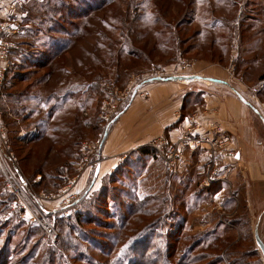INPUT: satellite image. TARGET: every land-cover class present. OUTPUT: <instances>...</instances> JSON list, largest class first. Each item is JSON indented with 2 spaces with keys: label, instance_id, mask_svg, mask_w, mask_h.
<instances>
[{
  "label": "rangeland",
  "instance_id": "374dc122",
  "mask_svg": "<svg viewBox=\"0 0 264 264\" xmlns=\"http://www.w3.org/2000/svg\"><path fill=\"white\" fill-rule=\"evenodd\" d=\"M178 1L187 0L172 1L170 12L166 8L161 14L156 10H150L137 24L139 30H142L141 33H144L147 38V34L154 32L158 27H153V23L156 25L167 23L170 25V30L165 33L174 39L169 44H163L164 49L158 52L157 56L149 57L147 65L138 70L140 64L135 69L137 71L128 73L129 75L120 85L116 83L115 70L108 72L109 80L103 84L105 99L95 101V105L88 109H76L74 101L62 110L60 106L56 109V117L51 124L57 128L66 129L68 132L69 129H80L84 123L87 125V128L84 126L83 129L82 137L86 138L81 139V142L83 141L80 147L81 157L79 155L77 164L99 162L98 152L101 148L102 129L104 133L118 113L125 107V110L128 109L136 88L139 91L145 83L163 81L173 76L190 78L198 61H207V59L211 61L207 63L209 66L202 69L204 73L209 71L208 67L215 71L217 65H220L221 68L217 67L220 70V76L211 78L222 79L248 92L258 104L264 107V80L262 79L264 68L261 67L263 64L260 58L264 55V0H238L231 4L234 7H230L228 3L225 4L228 13L224 18L217 16L221 20L214 27L220 28L214 33L205 32V35L210 36L213 41L218 37L232 41L227 45L229 56L215 55L216 58H213L212 49L205 46L206 42L201 40L202 37L198 33L200 26L214 18V8L212 14L211 10L205 7L196 12L195 5L199 0H195L191 8L180 7ZM217 3L215 1L213 5ZM10 5L17 7V38L8 41L4 38L6 34L0 33V42L6 40L14 46L20 45L19 49L14 47L11 49L13 52L18 49L20 56L18 54L19 59L13 58L9 55L11 50L8 51L5 84L0 93V105L4 107L0 109V129H3L5 137V140L0 139V153L1 149L7 152L3 160L0 157L2 163H0V264H106L105 261H111L112 264H180L183 252L179 249L184 237L191 242L201 239L208 241L205 235L210 231H214L215 235L223 238L229 237L231 240L219 255L223 263L217 264H228L229 253L237 254L236 251H244L246 244L243 240L248 230L252 234V223L247 197L248 186L241 169L243 162L241 143L236 146V149L230 147L226 151V154H232L233 157L232 160L227 161L230 166L226 169L222 162V154H218V175L226 173L229 177V180H226L230 184L216 181L213 185L202 189L201 183L212 162L210 159V163L207 164V155L192 159L190 165L184 164L174 172L168 169L165 172L160 163L150 164L144 156L134 155L133 159L129 156L128 167L124 166L122 170L104 176L97 186L87 188L85 193L79 195L74 193L75 190L73 192L80 173L76 174V170L73 171L74 168L70 165L72 155L65 153L60 160L49 158L45 170L42 167L44 174L61 176L62 182L48 180L49 176L44 174L46 179L34 174L36 162L33 155L28 159V166L23 165V158L30 155L31 150L35 148L33 141L41 130L34 127L35 118L18 124L15 123L13 116L8 115L4 118L2 112L7 111L9 106H19L14 105L13 98L20 95L19 101H37L44 94L55 91L69 93L73 90H85L87 85L82 77L70 75V68H65L68 73L44 68V65H49L46 55L50 50L56 49L58 43L62 44L68 40L66 33L72 31L69 23L73 16L66 14V19H60L62 34H48L40 28L35 19L34 24H25L26 26L22 24L21 16L23 14L27 17L28 12L21 11L22 6L18 0L11 1ZM5 17L1 15L0 23L4 22ZM142 17L138 16L137 20ZM168 17L170 18L167 19ZM186 19H191V23H197L198 26L189 25ZM114 27L121 30L119 26ZM126 27L133 29V22L128 23ZM106 31L112 33L114 37L112 43L124 42L121 38L122 31H117L110 26H107ZM240 33L245 38L246 44L243 42L238 44L237 37ZM45 34L48 36L46 37ZM54 40H60V42L56 43ZM256 50L257 53H255ZM110 52L109 49L104 50L109 62L112 63ZM52 75L53 78H51ZM192 83L203 89L209 87L216 91L217 88V85L213 83L197 80H192ZM255 87L259 90L253 94L252 89ZM199 95L204 101L203 94ZM30 105L31 103H28L26 107ZM190 112L191 109L188 108L185 111L186 114L181 115L185 117ZM71 121L74 123L72 128ZM76 121H78L77 125ZM247 124L246 117L239 135ZM98 125L100 131L97 133ZM58 135L61 137V145L66 141L67 148L70 149L69 153L73 154L72 142L68 141L65 134H54V136ZM163 139L171 141L170 138L162 136L151 144H156ZM236 141L238 142V137ZM239 152L242 154V161L236 158ZM11 153L17 161L11 158ZM63 162L66 163L64 167L54 168L51 171L53 166ZM5 168H8L10 173L12 187L8 186L9 180L4 172ZM19 176L24 178V184H20ZM4 183L7 185L5 186ZM70 183L73 184L71 189L68 188ZM14 187H18L16 189L18 195L13 193ZM209 189L211 191H207ZM35 194L38 195L36 200L33 199ZM74 195H77L76 199L79 200L78 206L72 209L68 207L67 210L61 209L60 200ZM13 203L16 205L15 211L11 210ZM36 203L56 213L48 217L44 215L42 207H38ZM124 203L131 205V208L124 207ZM22 206L26 208L21 210ZM32 213L48 219L49 225L56 231L54 241H48L46 232L38 224L30 222ZM77 213L84 214V224L81 226L76 221ZM22 214L25 219L22 218ZM133 214L134 218L131 217ZM129 216L131 222L125 227ZM68 223L70 227H74L75 232L66 226ZM64 229L72 231L67 239L62 234ZM110 237L115 239V244L109 240ZM176 239L177 242H175ZM252 241L254 243L253 235ZM65 242H69L72 246L63 251L61 246H65ZM113 249V256L103 260L102 252L111 253ZM196 255L197 253L191 254L193 257ZM211 263L215 264L216 261ZM253 264H257V260H254Z\"/></svg>",
  "mask_w": 264,
  "mask_h": 264
},
{
  "label": "trees",
  "instance_id": "16d2710c",
  "mask_svg": "<svg viewBox=\"0 0 264 264\" xmlns=\"http://www.w3.org/2000/svg\"><path fill=\"white\" fill-rule=\"evenodd\" d=\"M172 1L177 0H19L22 6L21 11L24 13L28 12L27 17H24L25 15L22 14V24L24 26H26L25 24H34L33 20L35 19L38 21L40 28L48 34H62L60 19H66V14L73 16L71 17L72 21L69 23L72 31L66 33L69 37L68 40L62 44L58 43L60 40H54V42L58 43L56 49L50 50L46 55L49 65H44L45 67H43L49 70L57 69L60 73L63 71L68 73L65 68H70V75L82 77L87 85V89L85 90H73V92L69 93L55 91L51 92V94H44L37 101H19L20 95L13 98L15 100L13 101L14 105L19 106H9L7 111L2 112L4 118H7L8 115L10 117L13 116L16 124L35 118L34 127H38L41 130L33 141L35 148L31 150L30 155L23 158V165L28 166V159L33 155L36 162V172L34 171V174L43 176V179L49 176L48 180L62 182L61 176L58 177L50 173L44 174L43 168L45 170V165H48L49 158L60 160L62 159L61 156L65 153L72 155L69 162L73 167L74 163L79 161V155L81 157L80 147L83 142H81V139L86 138L82 137V135L84 134V126L87 128V125L81 121L83 125L80 126V129H69L68 132L66 129L57 128L51 124V121L56 117V109L60 106L62 110L74 101L76 109L85 110L94 106L95 101H103L105 99L103 84L109 80L108 72L115 70L116 83L120 85L129 75L128 73H135L137 71L135 69L140 64L141 66H139L138 70L142 66L147 65L149 57L157 56V53L164 49L162 47L163 44H169L170 41H174L171 36L165 33L167 30H170V25L167 23L158 25L153 23V27H158L154 32L148 33L147 38L137 26L145 18L144 15L150 10H156L161 14L166 8L170 12ZM221 2H224V0ZM178 3L182 8H191L195 0L178 1ZM138 16L143 17L137 20ZM186 21L189 24L191 23V19H186ZM130 22H133V29L126 27ZM107 26L117 31H122L121 38L124 39L122 44L112 43L114 37L112 33L110 34V32L106 31ZM114 26L121 27V30L116 29ZM164 28L166 29L164 30ZM45 36L47 37L48 35L45 34ZM18 49L14 52L11 50L9 55L19 59L18 54L20 56V52L18 53ZM106 49L111 51L112 63L109 62L104 53ZM12 61L11 59V63H13ZM51 78H53V75ZM262 79L264 80V76H262ZM28 103H31V105L26 107ZM0 109H4V107L0 105ZM125 109L120 111L118 116L109 123L104 133L102 129L100 147L105 135L108 134L116 121L126 111ZM77 124L78 121H76ZM73 126L74 123L71 121L70 127L72 128ZM99 131L98 125L96 132L98 133ZM54 134H65L68 141L72 142L71 147L74 153H69L70 149L67 148L66 141L61 145L60 135L54 136ZM63 150H66V152H63ZM138 152L141 155L149 154L153 156V149L150 147L142 148ZM6 156L7 154H5ZM65 165V162L55 165L51 168V171L54 168H62ZM21 179L22 176H19V180ZM56 184L58 185V183ZM4 185L6 186L7 183H4ZM78 201L76 199L69 208H76ZM123 206L129 208L131 205L124 203ZM83 215L82 213H77L76 221L79 223V226L84 224ZM131 217L134 218V214ZM131 217L129 216L125 227L131 222ZM66 226L70 227L69 223ZM70 230L75 232L74 227H70ZM72 231L64 229L62 232L64 238L67 239ZM205 237L208 238V241L201 239L191 242L188 238L184 237L179 249L184 255L180 258V264H212L211 262L213 261H216L215 264L223 263L219 255L222 254L224 248L231 242L230 238L217 236L214 231L206 233ZM109 240L115 244V239H111L110 237ZM243 241L246 244L245 250L236 251L237 254H234V252L229 253L228 264H253L254 260H257V264H262L256 252V247H254L250 230L246 233ZM175 242H177V239ZM65 244V246H61V250L63 251L72 246L69 242H65ZM113 252L114 249L111 253L102 252V259L108 260L113 256ZM194 253H197V255L195 257L191 256ZM105 263L112 264L111 261H105Z\"/></svg>",
  "mask_w": 264,
  "mask_h": 264
},
{
  "label": "crops",
  "instance_id": "0c3cea01",
  "mask_svg": "<svg viewBox=\"0 0 264 264\" xmlns=\"http://www.w3.org/2000/svg\"><path fill=\"white\" fill-rule=\"evenodd\" d=\"M5 1L4 3L0 1V17L1 15H4V17L7 15L8 10L12 7L10 2H14L15 0ZM215 1L218 3L214 6L213 3ZM221 1L222 0H199L195 5L197 6L195 8L196 12L202 7H205L209 8L212 14L214 8V18H211L206 24L200 26L198 31L202 37L201 40L206 42L205 46L212 49L211 54H213V58H216L215 55L220 57L222 54L229 56L227 53V45L232 43V41L223 37H218L213 41L210 36L205 35V32H216L220 27H214H216L219 23L218 21L221 20L217 18V16H222L224 18L228 13L225 4L228 3L230 7H234L231 4L236 1L238 2V0ZM11 20H13L15 25L18 24L15 18ZM189 25L193 27L198 26L197 23H190ZM16 36L17 34L4 35V38L9 41V39L17 38ZM250 36L251 33L249 34V37ZM237 41L238 44L241 42L246 44L245 38L242 37L241 33L239 37H237ZM15 46L16 48L19 47L18 44ZM255 53H257V50ZM260 58L261 64H263L261 67L264 68V55L262 57L260 56ZM208 61L210 60L198 61L196 69L190 76H220V70L217 68H221L220 65H217L215 71L209 69V67L207 73L202 71L205 66H209L207 63L211 61ZM208 91L209 93H206ZM199 94H203L202 97H204V101L201 100ZM196 99L197 101H195ZM188 108L191 109L190 114L185 117L182 116L186 114L185 111ZM243 108V105L236 99L220 94L209 87L203 89L200 86L193 85L192 80H158L156 82L150 81L145 83V85L140 88L133 101L129 104L128 109L108 132L107 138L103 141L98 152L99 162L96 164L94 162L74 163L73 168L76 170V174L80 173V178L76 186L73 187V192L75 190L74 193L78 195L85 193L87 188L97 186L104 176L118 172L122 170L124 166L128 167L130 162L128 159L129 156L133 159L134 155H141L140 152H138L140 149L150 147L152 142L162 136L170 138L171 141H175L184 134H191L203 138L223 137L228 141L227 148L230 149L231 147L236 149V146L241 143L240 137L248 125L247 124L244 129H242L239 135L241 127L247 117ZM176 125H179L178 128H174ZM236 137H238V142L236 141ZM206 155L208 156L207 164H209L210 152L207 149L197 150L192 155L191 160ZM141 156L146 157L150 164H159V162L157 160L156 162L154 160L155 158L149 154ZM222 159V162L225 164L224 169H226L227 166H230L227 161L230 159L232 160L233 157L228 154H223ZM203 162L205 163L206 161ZM159 165L165 169L161 164ZM98 169L99 175L96 178V171ZM217 178L218 180H229L226 173L218 175ZM49 216L51 217L53 215L49 214Z\"/></svg>",
  "mask_w": 264,
  "mask_h": 264
},
{
  "label": "built area",
  "instance_id": "2783aa9c",
  "mask_svg": "<svg viewBox=\"0 0 264 264\" xmlns=\"http://www.w3.org/2000/svg\"><path fill=\"white\" fill-rule=\"evenodd\" d=\"M17 16V7L12 6L5 17L4 22L0 23V33H4L6 35H14L17 34L16 25L13 23V20L16 19L18 23ZM18 25V24H17ZM16 48V46L12 45L8 41L0 42V93L3 90V86L5 84V74H6V68L8 67V51L11 49ZM259 90L258 87H255L252 89L253 94L257 93ZM4 132L3 129H0V139L2 138L5 140V137L3 136ZM228 141L225 140L223 137H197L191 134H184L177 138L175 141H166V140H160L156 144H151L150 148L153 149V156L155 159L158 160V162L165 168L168 169L170 172L177 171L181 166L184 164L190 165L191 164V155L194 154L197 150L201 149H207L210 152V159L212 160L211 165L209 166V170L207 171L205 178L203 182L201 183V189L205 187H209L213 185L216 181H224L230 184L229 181L225 180H218V154H226V151L228 150ZM5 154H7L5 149H1L0 157H5ZM232 155V154H231ZM11 158L14 161H17V158L14 157L13 153H11ZM1 163V160H0ZM2 164V163H1ZM216 166V169H215ZM7 178L9 179V187H12L10 182V173L8 171V168H5L4 170ZM25 183L24 178L20 180V184ZM73 187V184L70 183L68 185V188L71 189ZM18 187L13 188V193L18 195V192L16 191ZM34 200L37 199L38 195L35 194L33 196ZM77 196H71L67 199L60 200L61 209L67 210L68 207L71 206V204L75 201ZM37 206L42 207L44 215L49 216V214H55L56 211L47 210L44 208L41 204L36 203ZM16 205L13 203L11 205V210L15 211ZM26 207L22 206L21 210H24ZM58 210V209H56ZM23 219H25L24 215H21ZM30 222L33 224H38L44 232L47 234V240L48 241H54L55 240V229L49 225L48 219L46 217L39 215L37 213H32L30 217Z\"/></svg>",
  "mask_w": 264,
  "mask_h": 264
},
{
  "label": "water",
  "instance_id": "95a60500",
  "mask_svg": "<svg viewBox=\"0 0 264 264\" xmlns=\"http://www.w3.org/2000/svg\"><path fill=\"white\" fill-rule=\"evenodd\" d=\"M166 80H197L217 85L216 92L236 99L245 110L248 125L240 137L243 147L241 169L247 183V197L251 212L252 235L262 264H264V107L258 104L246 91L240 90L227 81L218 78L193 76L190 78L169 77ZM138 88L133 92L131 101L137 95ZM107 134L104 137V141ZM242 161V154H236ZM99 169L96 171V178Z\"/></svg>",
  "mask_w": 264,
  "mask_h": 264
}]
</instances>
